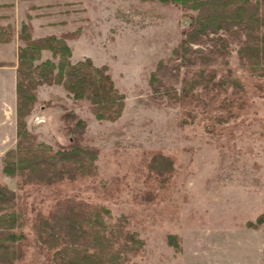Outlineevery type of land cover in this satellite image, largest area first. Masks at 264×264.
<instances>
[{
    "label": "rangeland",
    "instance_id": "1",
    "mask_svg": "<svg viewBox=\"0 0 264 264\" xmlns=\"http://www.w3.org/2000/svg\"><path fill=\"white\" fill-rule=\"evenodd\" d=\"M36 2L27 9L41 10L38 33L72 31L69 59L105 64L124 105L114 120H99L85 99H73L60 84L38 85L26 116L36 140L66 145L71 134L61 113L71 109L85 121L81 143L97 154L89 173L23 183L1 171L2 154L15 143V114L12 95L0 102V183L15 193L16 228L23 233L22 256L13 264H56L57 246L37 237L36 217L65 197L108 208L112 221L124 217L141 240L125 264H264V221L256 228L244 224L264 212V76L241 63L238 42L221 31L208 33L182 59L171 49L192 11L172 2ZM217 35L226 38L223 50L213 43ZM43 58H51L48 50ZM203 65L215 69L214 80L236 78L238 91L228 82L207 89L197 82L186 92L185 80ZM155 155L168 157L169 167L155 168Z\"/></svg>",
    "mask_w": 264,
    "mask_h": 264
},
{
    "label": "trees",
    "instance_id": "2",
    "mask_svg": "<svg viewBox=\"0 0 264 264\" xmlns=\"http://www.w3.org/2000/svg\"><path fill=\"white\" fill-rule=\"evenodd\" d=\"M157 1L172 2L192 11L183 36L171 49L173 54L181 55L183 59L184 53L190 52L191 43L202 44L205 42L202 36L221 31L238 42L236 51L245 68L253 75L264 76V0ZM30 17L26 13V19L20 22L17 39L21 45L17 48L15 61L10 62L15 64V143L3 152L1 171L6 175H18L23 183H49L64 176L72 177L75 173H89L97 148L81 143L85 121L71 109L61 113L66 130L71 134L66 145L53 148L49 143L37 141L26 126V116L36 101V87L60 84L73 99H85L93 116L99 120H114L120 115L124 94L115 87L105 64L96 65L88 56L75 61L69 59L71 50L66 39L74 35L72 31L34 37ZM11 32L9 24L0 27V42L8 41ZM213 40L214 45L223 50L226 38L217 35ZM42 50H48L51 58L40 59ZM198 55L207 64L206 57ZM4 63L0 61V65ZM195 76L185 80L186 92L197 82H201L204 89L222 84L224 88L226 82L232 85L234 92L240 87L234 77L214 80L215 69L204 65L197 69ZM154 78L151 73L149 81ZM256 86L261 87L260 82ZM227 111L230 108L227 107ZM162 160L164 162L159 166L156 162ZM150 161L155 168L169 167L168 157L155 155ZM14 205V191L0 183V264H13L22 256L20 240L23 233L16 228L20 227V221ZM36 218L37 237L58 248L53 252L56 264H125L127 253L133 252L134 245L141 242L125 227L124 217L112 221L108 208L82 199H58L53 209ZM263 221L264 212H259L244 224L256 228ZM167 241L178 248L173 234L167 235ZM128 264L137 263L130 261Z\"/></svg>",
    "mask_w": 264,
    "mask_h": 264
},
{
    "label": "crops",
    "instance_id": "3",
    "mask_svg": "<svg viewBox=\"0 0 264 264\" xmlns=\"http://www.w3.org/2000/svg\"><path fill=\"white\" fill-rule=\"evenodd\" d=\"M30 4L35 5V7L39 5L36 0H0V27L9 24L12 28L10 39L8 41L0 42V55H2L4 51L7 52V54H3L5 55L4 57L0 56V61L5 62L4 64L0 65L1 103H3L5 99H9L10 95L13 96L12 102H15V64H10V62L15 61L17 48L19 45H21V42L17 39V32L19 30L20 22L26 19L25 12L27 11L31 14L29 21L31 23L32 36L36 37L46 34H52L47 32L38 33L36 26H39L36 25L35 21L38 18V14H40L41 10L36 11L32 14L29 9H27L28 5ZM18 10H21L23 12L21 16L18 14ZM46 26L47 25H44V27ZM58 33L59 32L53 34Z\"/></svg>",
    "mask_w": 264,
    "mask_h": 264
}]
</instances>
